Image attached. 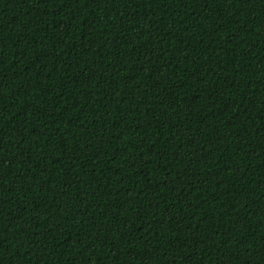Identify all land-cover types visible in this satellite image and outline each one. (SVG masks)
<instances>
[{
	"label": "trees",
	"instance_id": "obj_1",
	"mask_svg": "<svg viewBox=\"0 0 264 264\" xmlns=\"http://www.w3.org/2000/svg\"><path fill=\"white\" fill-rule=\"evenodd\" d=\"M0 264H264V0H0Z\"/></svg>",
	"mask_w": 264,
	"mask_h": 264
}]
</instances>
